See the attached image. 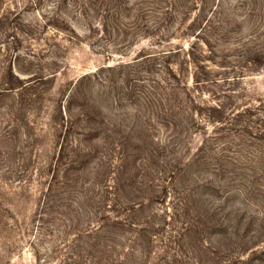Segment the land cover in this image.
<instances>
[{"label": "rangeland", "instance_id": "374dc122", "mask_svg": "<svg viewBox=\"0 0 264 264\" xmlns=\"http://www.w3.org/2000/svg\"><path fill=\"white\" fill-rule=\"evenodd\" d=\"M0 264H264V0H0Z\"/></svg>", "mask_w": 264, "mask_h": 264}]
</instances>
